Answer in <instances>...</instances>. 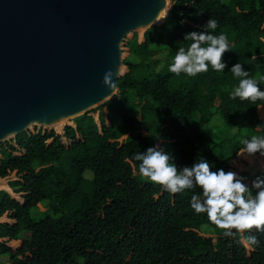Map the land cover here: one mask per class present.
<instances>
[{"label": "trees", "instance_id": "16d2710c", "mask_svg": "<svg viewBox=\"0 0 264 264\" xmlns=\"http://www.w3.org/2000/svg\"><path fill=\"white\" fill-rule=\"evenodd\" d=\"M210 17L228 36V66L239 60L264 88V0H171L157 24L124 39L110 101L0 144V264H264V229L224 236L191 209L198 187L165 191L131 159L160 135L178 166L202 155L248 182L264 174V157L240 152L237 139L262 131L264 100L230 98L238 81L227 68L167 70L184 33ZM40 205L48 210L37 218ZM249 232L258 244L246 243Z\"/></svg>", "mask_w": 264, "mask_h": 264}, {"label": "water", "instance_id": "95a60500", "mask_svg": "<svg viewBox=\"0 0 264 264\" xmlns=\"http://www.w3.org/2000/svg\"><path fill=\"white\" fill-rule=\"evenodd\" d=\"M171 0H0V144L107 103L123 41L146 33ZM113 73L109 86L106 71Z\"/></svg>", "mask_w": 264, "mask_h": 264}, {"label": "clouds", "instance_id": "9594fccd", "mask_svg": "<svg viewBox=\"0 0 264 264\" xmlns=\"http://www.w3.org/2000/svg\"><path fill=\"white\" fill-rule=\"evenodd\" d=\"M218 21L208 18L198 30L184 33L186 46L175 50L171 62L167 66L170 73L196 76L207 72L209 67L223 72L226 68L238 83L229 92L232 99L264 100V88L257 79L249 74L242 63L237 60L230 67L223 59L230 51L228 36L224 32H215ZM111 70L105 72L103 84L112 82ZM260 133L253 132L239 136L240 152L249 156L259 154L264 157V123L256 125ZM167 141L159 135L155 142L146 149L132 154L131 159L138 163V173L149 181L163 187L170 193H180L185 189L193 191L189 205L195 213H204L208 220L218 228L224 229L226 237L235 236L255 227L264 229V174L257 175L248 182L246 176L233 170L217 167L202 155H197L191 164L177 165L173 152L165 145ZM248 245L259 243L256 235L251 232L244 237Z\"/></svg>", "mask_w": 264, "mask_h": 264}, {"label": "rangeland", "instance_id": "374dc122", "mask_svg": "<svg viewBox=\"0 0 264 264\" xmlns=\"http://www.w3.org/2000/svg\"><path fill=\"white\" fill-rule=\"evenodd\" d=\"M225 2H229V0H224ZM140 35H143V33H139ZM123 57H124V54H123ZM72 121V120H71ZM214 124L216 125V126H214V127H218V126H221V120H219V119H216L215 120V122H214ZM216 132V134H219L220 132L218 131V128L215 130ZM263 163H264V161H263ZM263 165V164H262ZM238 169H240V168H238ZM263 170H264V166H263V168H262ZM257 175H261V174H259V173H257ZM256 175V176H257ZM92 175H91V173H88L87 174V177L88 178H90ZM255 176V177H256ZM254 177V178H255ZM48 210V208L47 207H45V206H43V205H40V208L38 209V211H37V213H36V217L37 218H39V217H41L42 216V214H41V212H45V211H47ZM205 231L207 232V234L208 235H213L214 234V230L211 228H206L205 229ZM8 258L7 257H2L1 258V260L2 261H6Z\"/></svg>", "mask_w": 264, "mask_h": 264}, {"label": "bare ground", "instance_id": "6f19581e", "mask_svg": "<svg viewBox=\"0 0 264 264\" xmlns=\"http://www.w3.org/2000/svg\"><path fill=\"white\" fill-rule=\"evenodd\" d=\"M64 125V123H62V124H58V125H56V129H58V128H60L61 126H63Z\"/></svg>", "mask_w": 264, "mask_h": 264}]
</instances>
